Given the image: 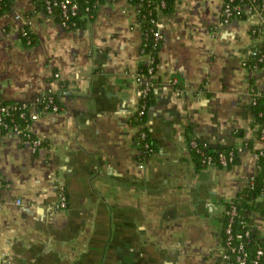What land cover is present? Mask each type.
I'll return each instance as SVG.
<instances>
[{"label":"crops","instance_id":"obj_1","mask_svg":"<svg viewBox=\"0 0 264 264\" xmlns=\"http://www.w3.org/2000/svg\"><path fill=\"white\" fill-rule=\"evenodd\" d=\"M224 2L176 0L160 13L145 125L132 123L147 59L139 4L106 0L77 30L34 0H15L0 16V100L32 103L52 92L63 105L33 121L45 143L37 152L17 135L0 136V264H224V202L256 177L264 150L251 113L264 77L243 66L263 20L255 13L225 24ZM193 137L247 148L232 166L198 167ZM251 222L264 238V215Z\"/></svg>","mask_w":264,"mask_h":264},{"label":"trees","instance_id":"obj_2","mask_svg":"<svg viewBox=\"0 0 264 264\" xmlns=\"http://www.w3.org/2000/svg\"><path fill=\"white\" fill-rule=\"evenodd\" d=\"M15 0H0V16L9 12L12 8V3ZM36 3V9L39 11H46V3L44 0H34ZM54 1L53 14L58 23L62 24L64 28L68 30H77V29H85L89 26L91 22L94 21L96 17V13L102 3L106 0H70L67 3V6L71 8L73 5H76L75 10H69L68 14L64 15L62 5L66 2V0H52ZM135 4H139L140 7L138 9V16L141 21L142 31H143V44L142 50L144 53H151L152 57L155 59V71L158 64V52L162 45V38L157 39L156 33L158 31V18L161 12L168 13L172 11L173 5L176 0H130ZM227 1V0H225ZM243 1L245 4H262L264 6V0H234V4ZM161 2H165V6L158 10V5ZM236 17V16H234ZM232 18L230 22L235 19H245L247 15L242 12L237 15V18ZM223 21V17H221ZM256 30H259V27H255ZM22 36L26 42H30V44L34 43V35L28 30L27 26H23L22 28ZM260 48L264 52V43L260 45ZM258 62L257 58H252L247 61V66L252 68ZM264 62L258 64V66H262ZM141 72H147L146 66H141ZM154 84H156V80L153 79ZM153 91V90H152ZM49 97L54 99V102L59 106L58 111H61L63 105L61 102V98L59 94L56 93H47L46 95L40 97L35 102H20V101H2L0 100V107L5 106L8 107L6 112L1 113V121L5 124H8L10 127H16L21 130V141L22 144L26 143V141H33L37 139V137L29 131L28 127L32 125V111L33 108H37L41 112H52L53 107H49L46 110V104L48 102ZM152 105V92L146 97L142 98L141 106L139 111L132 118V123L135 125H145L148 122V112ZM262 112L263 115H260ZM251 113L254 117V121L256 123H264V100L258 99L257 104L251 106ZM8 131L3 125L0 126V136L6 134ZM145 132L147 136L144 139H141L142 144H149V148L142 146L143 157H149L153 150L154 145L148 133V130L145 128ZM195 139L197 140L198 146L193 148L191 146V141ZM200 139L197 137H193L190 140V148L193 152L194 160L198 167H206L208 166V158L212 157L213 164L216 166H222L219 161V153L224 152L228 154L231 150L237 148V146L231 147H218L213 148L212 146H205ZM45 143L42 141L39 147L44 146ZM251 147V143L248 144ZM39 148L36 149V152ZM258 158V172L256 177L254 178V183L252 186H248L244 190H242L234 199L231 201L224 202L225 206V221L223 227V244L227 241V233L226 226L230 220L231 212L233 206H236V213L233 215V224L232 231L233 234L244 233L249 231L248 244L246 246L247 250L254 254L258 248L264 247V238L260 237L256 227L251 222V216L256 212H260L264 215V200H259V196L263 191L264 185V154H260L257 152ZM238 162V156L235 155V162ZM233 164H229L232 166ZM0 180H2V185L0 186V196L2 191L4 190L7 182L0 174ZM234 243H238V241H234ZM259 264H264V258L260 260Z\"/></svg>","mask_w":264,"mask_h":264},{"label":"built area","instance_id":"obj_3","mask_svg":"<svg viewBox=\"0 0 264 264\" xmlns=\"http://www.w3.org/2000/svg\"><path fill=\"white\" fill-rule=\"evenodd\" d=\"M46 3V13L49 15H53V5L56 4L52 0H44ZM70 0H66V2L62 5L64 15L68 14L69 10H75L76 5H73L71 8L67 6V3H69ZM166 4L165 2H161L158 5V10H160L162 7H164ZM244 12L247 17L244 20H247L251 18L255 13H258L262 17V24L260 26H254L252 27L251 33L253 38V44L252 47L249 49L247 53V59L244 61L243 66L246 67L251 73H260L264 77V63L260 67L258 66L259 63L264 62V52L260 48V45L264 43V6L262 4H245L243 1H240L239 3L234 4V0H227L224 2L223 10L221 16L223 17V23H229L230 20L234 17L237 18V15ZM19 18V16H18ZM63 26V25H62ZM158 26V25H157ZM255 27H259V30H256ZM157 39L162 38L161 32L157 31L156 33ZM147 59L145 62V66L147 67V72H144L143 74L139 75L138 82L140 84L139 92L142 98H146L154 89V82H153V76L155 74V59L152 57L151 53H146L144 55ZM257 58L258 62L252 67L247 66V61ZM253 101L252 105L257 104L258 99L264 100V90H257L256 88H253ZM53 107L52 112H58L59 106L57 103L54 102V99L52 97H49L48 102L46 104V110L49 107ZM8 110V107L2 106L0 107V117L2 112H6ZM49 112H41L37 108H34L32 111V123L34 120L38 119L41 115L46 114ZM260 115H263L262 112ZM256 123V122H255ZM257 124V138L259 140L264 141V123H256ZM4 126L8 129L6 134L9 135H17L21 138V130L17 129L16 127H10L8 124H5L1 121L0 118V126ZM29 131H31V125L28 127ZM32 132V131H31ZM5 135V134H4ZM147 136L146 132L144 131L142 134V138L144 139ZM26 143H29L33 146V148L36 149L40 148L42 141L37 138L33 141H26ZM207 146V144H204ZM149 148V144L146 143L143 144V147ZM191 146L193 148H196L198 146L197 140L193 139L191 141ZM247 146L240 145L237 146L234 150H231L228 154L224 152L219 153V161L222 166H229V164H234L235 162V155L239 156ZM143 152V150H142ZM257 152H260V154H264V150L260 149L256 151V156L258 158ZM209 165H214L212 161V157H209L208 159ZM143 167V165H141ZM254 178L251 180L249 186H252L254 183ZM2 180H0V186L2 185ZM261 200H264V185H263V191L261 192V195L259 196ZM60 205L61 207H66L67 205V196L64 190L61 191L60 196ZM236 213V206H233L230 220L226 226V233H227V241L224 244V250H223V261L224 264H259L260 260L264 258V247H260L257 249V251L254 254H251L250 251L247 250L246 246L248 244V237H249V231H246L244 233H237L233 234L232 231V224H233V215ZM234 241H238V243H234Z\"/></svg>","mask_w":264,"mask_h":264}]
</instances>
